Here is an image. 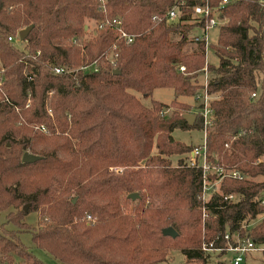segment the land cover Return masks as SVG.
Masks as SVG:
<instances>
[{
	"label": "trees",
	"instance_id": "trees-1",
	"mask_svg": "<svg viewBox=\"0 0 264 264\" xmlns=\"http://www.w3.org/2000/svg\"><path fill=\"white\" fill-rule=\"evenodd\" d=\"M178 1L0 0V212L14 210L6 220L24 227L22 218L37 211L30 239L62 264H156L173 248L189 264H204L209 253L201 242L223 246L225 230L264 238V220L250 231L239 227L264 209V0L224 6L211 45L217 63L206 64L207 159L246 179L223 178L203 220L200 170L168 160L192 148L175 140L173 129L203 130L201 116L189 123L180 112L189 108L177 101L200 86L203 44L189 38L195 24L188 16L173 27L160 19ZM183 1L185 14L198 2ZM112 18L134 36L118 43L113 65L104 55L115 33L96 28ZM86 21L93 24L89 39ZM29 25L25 52L7 37ZM187 44L194 48L184 51ZM92 62L95 70H75ZM55 66L67 71L55 74ZM155 88L172 90L169 116L162 114L167 104L145 107L127 91L147 97ZM23 152L39 159L23 163ZM110 166L124 169L107 178ZM231 192L238 195L233 203L222 196ZM165 227L176 235H163ZM12 254L22 264H46L0 224V260Z\"/></svg>",
	"mask_w": 264,
	"mask_h": 264
},
{
	"label": "built area",
	"instance_id": "built-area-1",
	"mask_svg": "<svg viewBox=\"0 0 264 264\" xmlns=\"http://www.w3.org/2000/svg\"><path fill=\"white\" fill-rule=\"evenodd\" d=\"M237 0H198L196 4H193L190 8V12L185 14L181 10L183 5V0L175 2L170 7H168L160 19H163L165 26L173 27L180 22V17L182 15L188 16V22L194 23L192 35L189 38L194 42H201L203 44V57H204V66L201 69L199 88L193 95V98L198 103L197 105V114L201 116L202 125H203V139L200 144L192 146L190 151L187 153L186 160L184 164L188 167L196 168L200 170V212L201 219H205L209 216V212L205 208V202L208 201L210 195L213 191L217 189L219 182L225 178H231L235 180L246 179L245 175L240 173L235 169H227L221 166H218L216 163H211L207 159L206 145H205V131L204 127L208 125L212 119V111L209 107V101L211 96L206 91L207 86V71H206V51L210 45L207 42V32L211 28L219 27L225 22V19L222 17V10L224 6L229 3H232ZM99 3L103 4L104 0H98ZM264 6V5H262ZM103 26L110 27L115 33V41L111 46V49L104 55V57L109 60V63L113 65L114 59L117 55L116 50L118 43L129 44L133 41L134 36L125 32L120 26V20L118 18L104 19L100 22L96 28H102ZM198 31V32H196ZM7 39L13 43L20 42L18 39L17 32L14 36H9ZM24 51V50H23ZM109 53V56H106ZM67 68L61 66H55L51 70L55 74L66 72ZM95 70L96 63L92 62L87 65H82L75 70ZM176 69L179 72L184 73V66L178 65ZM70 70V69H69ZM27 80H30V77H26ZM253 96V94H251ZM6 102L7 100L4 99ZM164 113V111H163ZM43 130V128L41 127ZM223 199L229 203H233L237 200L238 195L231 192L223 194ZM260 205L264 207V196L259 200ZM86 219H90L88 215L85 216ZM260 220H264V209L256 217V219L250 220L248 222H242L240 224V229L247 231L250 227L254 226ZM222 239L224 241L223 246H214L213 242H204L202 241L199 248L204 252L210 251H223L232 253L231 262L232 264H239L245 254L251 251H264V238L252 240L246 233L242 236L238 234L237 231L228 232L225 230L222 234Z\"/></svg>",
	"mask_w": 264,
	"mask_h": 264
},
{
	"label": "rangeland",
	"instance_id": "rangeland-1",
	"mask_svg": "<svg viewBox=\"0 0 264 264\" xmlns=\"http://www.w3.org/2000/svg\"><path fill=\"white\" fill-rule=\"evenodd\" d=\"M92 28H93V24L91 22L88 23L86 21V23L84 25V30H86L85 38L89 39L90 36H92ZM217 29H218L217 27L211 28L207 32V35H208L207 42L210 45L208 46L207 51H206V63L212 64V65H215L217 63V59H216L215 55L213 54L212 47H211V45H213L215 43L216 35H217ZM192 32H194V31H192ZM192 32H190V36L192 35ZM196 32H198V31H196ZM14 45L17 48L24 50L26 52V49L24 47L25 46V40H20V42H15ZM192 48H194L193 45L187 44L183 48V50L189 51ZM106 56H109V53ZM64 68H66V67H64ZM86 70H89V69H86ZM199 81H200V77H198V82ZM127 91L130 94H132L133 97L135 99H137V101L145 107H149L150 102L152 100H156V101L167 104L168 107L164 108L163 109L164 113H162L164 116H169L171 113V110H174V108H175L170 103V101L173 99L172 90L170 88H155L152 90L151 94L147 97H142L138 92L133 91V90H127ZM177 101L183 105H186L189 108L188 110L180 111V112L191 114V115L197 114L198 103L193 98V96H188V97L187 96H179L177 98ZM29 103H31V101H29ZM171 136L175 140L180 141L184 144H188L190 146H193V145L196 146V145L200 144L202 139H203V131L201 129H197V128L185 129V130L184 129H173L171 131ZM154 151H155V149L153 148L152 152H154ZM186 157H187V153L181 154L178 156L177 155H171L168 157L169 164L171 166H175L177 164L176 161L178 158H182L184 160L183 162H185ZM142 164H143V162L141 161L139 163V166H142ZM123 169L124 168H122L120 166L108 167L107 170L109 171L110 174L107 176V178L109 176L113 177L114 175L120 174ZM254 180H261V178H254ZM9 210H11V209L8 208L5 211L0 212V224H3V227L6 229L17 231L18 238H19L20 242L22 243V245L28 247V249H30L31 252L35 256L40 258L46 264H62L57 259H54L48 253H46L44 250L35 246L30 239V232H28V231H33L38 227V221H37L38 216H39L38 212L37 211L36 212L31 211V212L27 213L24 216V218H22V220H21L24 223V227L23 226L21 227L20 224L18 226H15L14 224H12L6 220L5 214ZM11 211H14V210H11ZM85 220H89V219H86V217H85ZM247 231H250V229ZM249 256H251V257H249ZM231 257H232V253H230V252H222V253L218 254V253H215L214 251H210L209 257L204 264H217L216 261L218 259H221L222 264H232V262L230 261ZM245 258H246L245 262L242 261V262H240V264H264L261 262L263 260V256L260 254L259 251H251L249 254H247L245 256ZM18 263L22 264L23 261L21 259H19L14 254L11 255V261L10 262H8L7 260L6 261L0 260V264H18ZM156 264H189V263L186 261L185 256L178 249L173 248V249H169L166 253V257L163 260L158 261Z\"/></svg>",
	"mask_w": 264,
	"mask_h": 264
},
{
	"label": "water",
	"instance_id": "water-1",
	"mask_svg": "<svg viewBox=\"0 0 264 264\" xmlns=\"http://www.w3.org/2000/svg\"><path fill=\"white\" fill-rule=\"evenodd\" d=\"M30 28H31V25L26 26L25 28L20 29V30L17 32V36H18V38H19L20 40H24L25 37H26V35H27V33L29 32ZM117 72H118L117 70H112V73H113V74H116ZM185 117H186L187 121H188L189 123H191L192 120H193V117H194V116L191 115V114H187V115H185ZM37 159H39V156H36V155L30 154V153H28V152H23L22 155H21L20 161L23 162V163H24V162H25V163H29V162H33V161H35V160H37ZM136 196H137L136 193H129V194H128V197H129V198H132V199L135 198ZM26 207H27V205H24V206L22 207V210H23V211H26ZM161 233H162L163 235H167V236H170V237H174V236L176 235L175 231H174L171 227H165V228H162V229H161Z\"/></svg>",
	"mask_w": 264,
	"mask_h": 264
},
{
	"label": "crops",
	"instance_id": "crops-1",
	"mask_svg": "<svg viewBox=\"0 0 264 264\" xmlns=\"http://www.w3.org/2000/svg\"><path fill=\"white\" fill-rule=\"evenodd\" d=\"M193 146H194V145H193ZM215 253H217V252H215ZM249 253H250V252H249ZM249 253H247V254H249ZM247 254H245V255H244V257L242 258V260H241L240 262H242V261H244V262H245V259H246V258H245V256H246ZM260 254L262 255V253H261V252H260ZM249 257H251V256H249ZM218 260H219V261H221V259H218ZM230 261H231V259H230ZM216 262H217V261H216ZM240 262H239V264H240ZM261 262H262V263H264V261H263V260H262Z\"/></svg>",
	"mask_w": 264,
	"mask_h": 264
}]
</instances>
